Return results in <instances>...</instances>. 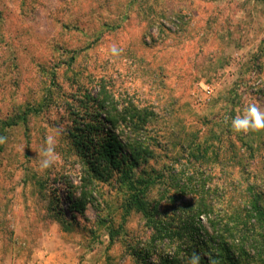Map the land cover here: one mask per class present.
Returning <instances> with one entry per match:
<instances>
[{"label": "rangeland", "instance_id": "1", "mask_svg": "<svg viewBox=\"0 0 264 264\" xmlns=\"http://www.w3.org/2000/svg\"><path fill=\"white\" fill-rule=\"evenodd\" d=\"M103 86L119 110L153 112L139 129H112L150 143L148 162L127 172L160 174L148 197L164 222L183 223L196 198L171 185L206 184L214 207L200 239L209 215L233 225L251 197L264 200V128H231L247 105L264 111V0H0V264H138L134 248L152 242L156 262L189 244L161 240L129 208L124 176L81 180L71 129L90 119L85 93L99 98ZM48 135L59 159L41 170ZM200 141L197 161L189 154ZM75 196L83 213L70 207Z\"/></svg>", "mask_w": 264, "mask_h": 264}, {"label": "trees", "instance_id": "2", "mask_svg": "<svg viewBox=\"0 0 264 264\" xmlns=\"http://www.w3.org/2000/svg\"><path fill=\"white\" fill-rule=\"evenodd\" d=\"M98 96L99 98L92 97L90 93H85V100L81 106L83 107L82 111L87 116L89 115L90 119H84L83 127L78 125L71 129L72 148L86 172L81 180L104 182L109 181L115 174L121 178L124 176L123 184L130 190L126 197L129 208H135L141 212L148 222L153 224V228L158 230L161 240L166 239L168 243H171L177 236L182 242L186 240L189 243L184 246L180 244L174 255L159 253V259L156 262L149 261L152 242L145 247L134 248L133 256L137 263L190 264L191 257L195 253L200 257V264H264V200L261 194L258 193L251 197L249 201L250 214L246 216V220L236 213L233 217V225L229 222L223 224L215 221L209 215L207 228H205L207 238L200 239L199 230L203 226L201 215L210 214L214 207L207 193L203 191L206 184L201 182L200 186L171 185L174 192L181 190L186 193L191 190L196 198L183 208L185 212L187 211V217L182 221L183 223L176 224L173 219L171 222H164L160 217L157 203L153 204L148 197V192L153 189L160 174L152 175L150 171L146 173L144 168L137 176L132 172L129 174L127 172L128 169L138 167L142 162H148V157L154 154L150 143L147 144L144 140L136 139L124 132V135L120 137L112 129L117 126L119 121L132 122L134 128L139 129L150 122L153 112L148 111L147 108L128 105L119 110L118 106L113 105L112 95L104 86ZM90 100L95 102L93 106L89 105ZM105 106L108 108L104 111ZM102 112H106L108 115L106 119L101 118ZM113 112H116L117 115ZM24 119H26V112L20 118V120ZM15 123L18 124L19 121ZM6 124L10 125L9 122ZM206 147L201 141L195 143L189 154L190 158L194 156L199 161L200 157H206ZM161 176H163L162 173ZM86 204L85 199L75 196L72 198L70 207L83 213ZM221 225L223 228L220 227ZM226 231L230 232L231 238L225 236ZM249 244V248L255 251V256L251 255L250 249H247Z\"/></svg>", "mask_w": 264, "mask_h": 264}, {"label": "clouds", "instance_id": "3", "mask_svg": "<svg viewBox=\"0 0 264 264\" xmlns=\"http://www.w3.org/2000/svg\"><path fill=\"white\" fill-rule=\"evenodd\" d=\"M115 46L112 52L117 53ZM231 128L234 132H248L249 130H257L264 128V111H261L256 104H249L245 108L242 115H237L231 120ZM5 138L0 137V143H4ZM56 136L48 135L45 137L43 146L37 152L39 168L41 170L48 169L55 164L59 156L55 151ZM190 264H200V257L193 254Z\"/></svg>", "mask_w": 264, "mask_h": 264}, {"label": "built area", "instance_id": "4", "mask_svg": "<svg viewBox=\"0 0 264 264\" xmlns=\"http://www.w3.org/2000/svg\"><path fill=\"white\" fill-rule=\"evenodd\" d=\"M206 92H207V94H208V98H210L209 94L211 93V89H210L209 86L206 88Z\"/></svg>", "mask_w": 264, "mask_h": 264}]
</instances>
